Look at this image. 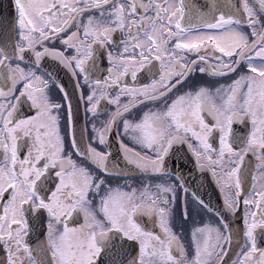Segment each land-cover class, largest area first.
Segmentation results:
<instances>
[{
    "label": "snow or ice",
    "instance_id": "snow-or-ice-1",
    "mask_svg": "<svg viewBox=\"0 0 264 264\" xmlns=\"http://www.w3.org/2000/svg\"><path fill=\"white\" fill-rule=\"evenodd\" d=\"M14 4L17 38L14 44L0 39V249L6 253V264H101V258L103 264H223L224 245L231 244L232 235L220 212L216 215L223 231L211 224L192 228L191 259L181 234L174 231L177 190L188 192L178 174L179 185L162 182L136 188L109 183L113 177L121 178L115 171L119 165H112L110 151L101 152L92 144L107 145L114 132L118 139L123 134L140 146L141 151H135L120 140L124 160L142 174H170L166 157L175 144L187 143L198 166L207 167L216 178L228 211L235 212L243 197L246 250L233 264H264V248L257 238V230L264 232V183H260L264 181V0H240L235 10H224L215 0L204 4L198 0H14ZM116 32L124 36L121 50L107 53V75L93 80L98 71L94 45L101 49L114 45ZM52 40H59L63 49L46 47ZM29 52L34 59L22 67ZM191 55L196 59L190 60ZM45 57L67 68L78 89L84 86L79 82L83 76L89 88L86 112L98 113L103 101L115 106L102 127L93 124V135L83 147V134L78 141L69 106L70 150L66 151L60 130L62 105L49 95L50 79L37 74ZM154 62L159 64L158 78ZM245 65L247 71L227 86L213 90L200 84L169 102L197 69L211 77H227ZM142 71L153 78L137 86ZM51 83L67 101L66 89L54 80ZM123 97L127 103H121ZM161 101V107L143 111L139 119L132 116L138 107ZM25 103L34 115L19 116ZM248 119L252 127L245 137L234 130V124ZM216 133L218 149L209 142ZM191 139L197 141L196 148ZM24 148L27 151L21 155ZM249 153L258 163L246 192L248 173L243 162ZM73 154L92 167L73 159ZM52 173L57 181L54 188L48 183ZM192 197L213 211L196 192ZM44 213L46 235L33 245L26 238ZM80 214L84 222L70 226ZM182 214L189 218L186 207ZM141 215L154 219L160 232L142 226L137 219ZM129 242L138 244V256L126 261Z\"/></svg>",
    "mask_w": 264,
    "mask_h": 264
},
{
    "label": "flooded vegetation",
    "instance_id": "flooded-vegetation-1",
    "mask_svg": "<svg viewBox=\"0 0 264 264\" xmlns=\"http://www.w3.org/2000/svg\"><path fill=\"white\" fill-rule=\"evenodd\" d=\"M147 2V0H144ZM205 0H198V3L204 4ZM224 10H228L229 8L235 10L240 6V0H215ZM87 19V16L84 17ZM17 21V12L15 9L14 0H0V39L4 41H11L13 44L17 38L18 27L16 24ZM75 30V28L71 29ZM244 31H250L247 28H244ZM67 34V33H66ZM63 38V36L61 37ZM124 39V36L120 32H116L114 34V45H109L107 48L101 49L98 45H94L96 48L97 58L96 65L98 71L92 75V79L95 80L97 78L103 79L104 76L107 75V68L110 67V64L107 60V53L109 51L116 53L121 50L120 41ZM46 47H54L58 49H63V46L60 44L59 40L48 41L45 44ZM38 50H40L38 48ZM68 54H72L69 52ZM34 57L29 52L26 54V59L24 63L21 65L22 67L29 66V60H33ZM189 59H196L195 55H191ZM211 63H215L214 60L210 61ZM157 68V75L155 78H158V62H154ZM247 71L246 65L240 68V71L235 73L234 75L230 74L227 77H211L207 74L199 73L198 69L194 73L190 75L183 86L179 87L178 91L173 92L169 97V102L176 95L187 91L194 90L198 85L205 84L209 85L213 90L221 85L227 86L231 84V82L237 79L242 73ZM46 73H51V77L46 75ZM38 75L44 76L45 79H50V92L49 95L54 102L60 103L62 105V110L60 112V130L61 135L65 138V146L66 151L70 150L69 148V122H68V114H69V106L72 118L75 122L76 129V138L78 141L81 140V134H83V141L81 146L83 147L89 141L91 136L93 135L92 127L95 124L97 127H102V122L108 119V114L112 111H115V106L110 105L107 101H103L102 105L99 108L98 113L93 114L91 112H86V108L89 107L86 97L89 94V88L84 84L83 76L80 77V84L84 85L82 88H77L76 83L77 80L72 77L71 72L65 68L63 65L59 63V61L51 58L45 57L41 61V66L37 72ZM151 77L147 72L142 71L138 74V80L136 85H142L146 83H150ZM129 84H133L131 81V77L128 76L126 78ZM56 81L57 84L62 85L68 94L69 99L65 101L63 99V93L59 90V87L56 84H52L51 81ZM18 87H22L19 85ZM17 94H19L17 92ZM115 92H112L111 95L115 96ZM82 96L84 99H82ZM121 103H127V97L121 98ZM164 102L161 101L158 104L150 105L146 104L142 108L138 107L132 113V116H135L139 119V116L143 111L149 108H159L162 106ZM34 110L29 107L27 103L23 104L19 110V116L27 117L34 115ZM131 118V117H125ZM209 123H212V117H206ZM122 127V122H121ZM251 121L250 119L246 120L244 123L236 122L234 124V130L237 132H242V134L246 137L247 133L251 130ZM120 140L123 141L125 145L129 148H133L135 151H141L139 145L135 144L132 140H130L127 136L121 134L120 138H117L115 132L109 138L108 144L105 146H101L98 143L93 142L92 146L96 147L101 152H111V163L113 166L116 164L119 165V168L115 169L117 173L121 174V178L117 179L115 177L109 180V183L116 187L118 185L128 184L132 187L141 188L145 184H156V183H175L179 185L181 180L177 179V174L182 177L183 182L185 183V187L188 189L187 194L183 191V189L178 188V197L180 198L173 205V219L172 225L175 232L181 234L182 240L186 246V251L188 258L191 259L194 254V250L191 247V230L193 227L202 226L204 224H211L213 226H221V217L217 216L216 213L220 212L223 216L224 221L229 225L230 232L232 235L231 244H225L224 248L227 249V255L224 258L223 264H233L234 261L238 260V257L242 254V250L244 249V245L246 243L245 238L243 236L244 232V216L246 212V208L243 205V197L241 198V202L239 207L235 212L228 211L224 206V196L221 192L220 186L217 183L215 177H213L212 172L207 168H201L197 164V158L193 155V152L189 149L188 144H175L172 150L169 153V156L166 157V170H171L170 174L164 176H157L152 173L142 174L138 170L135 169L134 166L128 165L123 158V153L120 148ZM191 144L194 148H196L197 141L194 139L190 140ZM210 143L213 144L214 147L218 149L219 147V133L214 134L213 137L210 138ZM23 143V141L21 142ZM202 150V149H201ZM27 149L24 148L22 150L21 155L26 153ZM141 154H144L143 152ZM73 159L77 160L79 163L85 164V166L92 167L87 164V162L83 161L80 157H77L73 154ZM202 163H207L202 162ZM258 161L255 158V155L249 153L243 162V167L247 170L248 176L246 179V183L244 188L246 192L251 189L252 179L251 176L256 174V166ZM175 164V165H174ZM179 165V166H178ZM93 171H97L96 169H92ZM102 175L101 173H98ZM54 173H52L48 183L51 188L55 187ZM260 183H264V181H260ZM130 190V189H125ZM192 192H196V194L203 199V201L213 210L209 212L207 209L199 206L197 202L192 197ZM7 199V197H5ZM98 200V197H97ZM187 208L189 212V218L187 220L183 217V210ZM252 210L255 208L253 206ZM138 221L144 226L147 230L154 231L156 233L160 232L158 225L156 224L154 219H150L148 216L141 215L137 217ZM84 222L83 215H77L73 218L72 224L70 226H78L79 224ZM47 213H44L40 219V221L36 224L33 231L30 233V236L26 239L31 243L35 244L40 240L44 239L47 230ZM227 235L228 232H225ZM257 238H258V246L260 248H264V232L257 230ZM127 255L124 258L126 261H131L134 257L138 256V244L135 242H129L126 245ZM103 259L101 258V264H103ZM0 264H6V253L0 249Z\"/></svg>",
    "mask_w": 264,
    "mask_h": 264
},
{
    "label": "water",
    "instance_id": "water-1",
    "mask_svg": "<svg viewBox=\"0 0 264 264\" xmlns=\"http://www.w3.org/2000/svg\"><path fill=\"white\" fill-rule=\"evenodd\" d=\"M175 165V164H174ZM179 166V165H178Z\"/></svg>",
    "mask_w": 264,
    "mask_h": 264
}]
</instances>
